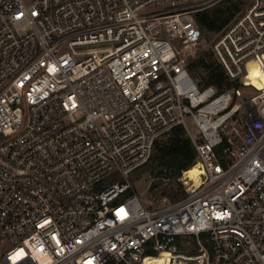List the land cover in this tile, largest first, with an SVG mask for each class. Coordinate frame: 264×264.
Returning a JSON list of instances; mask_svg holds the SVG:
<instances>
[{
	"label": "built area",
	"instance_id": "obj_1",
	"mask_svg": "<svg viewBox=\"0 0 264 264\" xmlns=\"http://www.w3.org/2000/svg\"><path fill=\"white\" fill-rule=\"evenodd\" d=\"M208 1L0 0V264H264V0L211 44L221 91L188 69ZM178 125L200 183L152 207L131 173Z\"/></svg>",
	"mask_w": 264,
	"mask_h": 264
},
{
	"label": "trees",
	"instance_id": "obj_2",
	"mask_svg": "<svg viewBox=\"0 0 264 264\" xmlns=\"http://www.w3.org/2000/svg\"><path fill=\"white\" fill-rule=\"evenodd\" d=\"M248 3L246 4V0H220L196 10L194 18L201 28L203 39L204 36L209 40L218 36L238 14L245 10ZM254 65L256 64H253V68L250 67V74L256 69ZM188 69L194 78L199 79L201 88L213 85L221 91L226 88L241 86L239 80L232 81L229 78L211 48L201 52L195 60L190 61ZM250 77L258 87L264 86V76L261 77L263 79L261 81L260 78H253L251 75ZM216 149L220 156L224 155V145L221 144ZM196 158L197 150L190 135L183 125H178L169 135L156 141L153 154L144 165L154 177L179 178L183 171L196 163ZM156 186L157 183L153 185V187ZM186 194L182 191V197ZM155 262L157 264L162 263L161 259H157Z\"/></svg>",
	"mask_w": 264,
	"mask_h": 264
},
{
	"label": "rangeland",
	"instance_id": "obj_3",
	"mask_svg": "<svg viewBox=\"0 0 264 264\" xmlns=\"http://www.w3.org/2000/svg\"><path fill=\"white\" fill-rule=\"evenodd\" d=\"M220 0L208 1L207 4H213ZM249 0H246V4ZM245 4V6H246ZM244 6V7H245ZM217 36L213 37L211 40L204 36V39L201 44H198L191 55L188 56V63L197 58V56L206 51L211 47V44ZM253 64L251 63L250 67L253 68ZM255 70L250 74L253 78H261L264 76L263 72L260 70L258 65H254ZM258 70V72H257ZM199 81V79H198ZM247 95L250 96L252 93L251 89H245ZM245 93V94H246ZM187 124L190 127L191 131L194 134L198 133V127L195 119L192 116H187L186 118ZM187 180V179H186ZM185 180V171H183L182 175L179 178L173 177H154L150 174L148 168L143 165L131 173V181L137 190V192L142 196V198L146 201V203L152 207H161L173 203L182 198V191L187 193L189 188V184ZM157 183L156 187L153 185ZM178 194V195H177ZM179 197V198H177ZM177 198V199H176Z\"/></svg>",
	"mask_w": 264,
	"mask_h": 264
},
{
	"label": "bare ground",
	"instance_id": "obj_4",
	"mask_svg": "<svg viewBox=\"0 0 264 264\" xmlns=\"http://www.w3.org/2000/svg\"><path fill=\"white\" fill-rule=\"evenodd\" d=\"M200 165L199 164H194L191 168L187 169L185 171V180L187 181L188 184L193 182V185H197L198 183H200ZM157 260V259H155ZM155 260L153 262H149V260H146L147 264H157L155 262ZM162 264V263H159Z\"/></svg>",
	"mask_w": 264,
	"mask_h": 264
}]
</instances>
